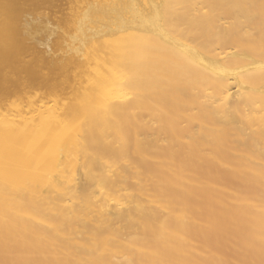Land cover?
Here are the masks:
<instances>
[{"label": "bare ground", "instance_id": "obj_1", "mask_svg": "<svg viewBox=\"0 0 264 264\" xmlns=\"http://www.w3.org/2000/svg\"><path fill=\"white\" fill-rule=\"evenodd\" d=\"M0 69V264H264V0H0Z\"/></svg>", "mask_w": 264, "mask_h": 264}, {"label": "rangeland", "instance_id": "obj_2", "mask_svg": "<svg viewBox=\"0 0 264 264\" xmlns=\"http://www.w3.org/2000/svg\"><path fill=\"white\" fill-rule=\"evenodd\" d=\"M49 6H51V5H49ZM49 6H48V7H46V6H42V7H43V8L46 7L47 11H50V14H49L50 16L47 15L45 18H47L46 20H48V16H49V25H50L51 22H52V23H51L52 25H51V26H48V24H47L48 22L45 20V18H40V19H39V15L41 16V15L44 14V13H42L43 10H41V9H42V7H41L40 10H41L42 12H40V10L38 9L40 13L38 12V10L36 11L37 13H35L36 15L39 14V15H38V19H39V20L36 18V19H35V20H36L35 22H36V23H40V22L42 21V25H43L42 27H43V28L40 27L39 30H38L39 32H38V31H36L37 33H36V32H34V33L32 32V33H30V35H31V37H35V38H37V39H39V38L41 39L42 37H40V36H42L41 33H43V35H44L43 38H44V37H45V38L47 37L46 39H48V40H47L48 42L51 41V40H53L55 44H54V43H52V44L57 45V36H58V35L60 36V34H61V32H62V25L59 23V25H58L59 28H58V27H57V28H56V27H53L55 24H56L55 26H57V23H58V22L54 23L53 20L51 19L52 13L55 12V8H54V6H52L51 9H54V11H53V10L50 9ZM48 9H49V10H48ZM51 11H52V12H51ZM44 12H46V10H45ZM41 13H42V14H41ZM35 14H34L33 18L35 17ZM46 14H48V12H46V13L43 15V17H44ZM41 17H42V16H41ZM44 20H45V21H44ZM43 21H44V22H43ZM33 22H34V21H33ZM45 24H46V25H45ZM53 24H54V25H53ZM60 25H61V26H60ZM45 26H46V27H45ZM48 27H49V28H48ZM44 28H45L46 30H45ZM47 29H48V30H47ZM40 30H41V31H40ZM44 30H45V31H44ZM42 31H43V32H42ZM46 31H47V32H46ZM52 31H54V32H58V33H60V34H58V33L55 34V33L52 32ZM35 33H36L37 35H36ZM44 33H45V34H44ZM46 33H47L48 35H47ZM51 33H52V34L54 33L53 35H55V36H53V35L50 36ZM57 34H58V35H57ZM46 35H47V36H46ZM49 36L51 37V39H49ZM38 37H39V38H38ZM53 37H54V38L56 37V38L53 39ZM43 38H42V39H43ZM45 38L43 39V41H42V39H41V40L39 39L40 42H39V44H38V48H39L40 50H43V51L47 54V56H45V54H44V57H50V56H49V55H50L49 52H50V50H51V49H50V46H51V42H52V41H51L50 44H49V43L46 42V39H45ZM44 40H45V41H44ZM55 40H56V41H55ZM41 42H43L42 45H41ZM45 42H46L47 44H45ZM39 45H40V46H39ZM43 46H45L46 48H49V52H47L48 49L45 51V49L43 48ZM48 46H49V47H48ZM41 47H42V48H41ZM51 47H52V48H53V47L55 48L56 46H53V45H52ZM54 48H53V49H54ZM53 49H52V50H53ZM28 50H29V49H26V52H25V53H26V56L24 57V61H25V62L27 61V63H28V62H30V61L32 60L31 63H34V61H36L37 63H39V62L41 61V58H40V57H37L36 55H34V53H33V55H34V56H33V55H32V51L29 50V51H30V52H29ZM52 50H51V52H52ZM48 54H49V55H48ZM32 56H33V57H32ZM26 57H27V58H26ZM28 57L31 58V59L29 58V59H30L29 61L27 60ZM35 57H36V58H35ZM32 58H34V59H32ZM25 59H26V60H25ZM37 59H38V60H37ZM38 61H39V62H38ZM2 71H3V69H2V70L0 69V74H1ZM45 71L48 72V71H49V68H46ZM24 76H25V74H24ZM36 81H37V84H39V85H37V86H36ZM39 82H40V81L35 80V82H34L35 84L33 83L34 86L38 88V87L40 86V84H41V83H39ZM6 85L9 86V83H7ZM2 94H3V96H4L5 92H3ZM2 94H0V97H1Z\"/></svg>", "mask_w": 264, "mask_h": 264}]
</instances>
